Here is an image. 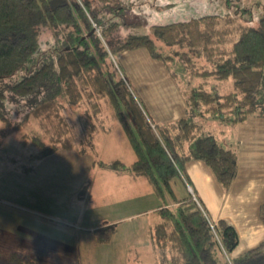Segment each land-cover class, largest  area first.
Segmentation results:
<instances>
[{"label": "trees", "instance_id": "trees-1", "mask_svg": "<svg viewBox=\"0 0 264 264\" xmlns=\"http://www.w3.org/2000/svg\"><path fill=\"white\" fill-rule=\"evenodd\" d=\"M133 1L0 0V121L12 129L26 125L21 138L34 139L35 158L59 148L81 154L82 136L91 143L107 104L135 155L130 165L107 166L145 177L157 197L169 198L152 212L158 221L146 246L153 264H264V241L232 256L239 243L236 228L208 217L188 190L185 173L187 161L200 160L225 192L232 185L237 173L233 130L248 116L264 118V13L246 9L245 0H227L243 1L242 7L153 23L146 34L120 32L141 24L131 12ZM146 1L160 20L173 5ZM129 17L133 21L127 22ZM138 48L161 61L180 87L183 117L158 124L144 108L116 59ZM176 179L186 191L180 197L172 187ZM258 216L264 223V198ZM112 233L113 225L93 230L98 242ZM0 264L46 263L0 248Z\"/></svg>", "mask_w": 264, "mask_h": 264}, {"label": "rangeland", "instance_id": "rangeland-1", "mask_svg": "<svg viewBox=\"0 0 264 264\" xmlns=\"http://www.w3.org/2000/svg\"><path fill=\"white\" fill-rule=\"evenodd\" d=\"M136 1L131 12L141 24L122 27L120 32L146 34L153 23L199 14L234 13L243 2L165 0L173 5L166 7L165 13H170L160 20L146 0L140 5L143 0ZM244 2L246 9L264 13V0ZM129 21L133 20L129 17ZM172 70L183 78L177 65H172ZM100 114L104 118L98 126L100 132L94 133L90 144L86 143L88 137L82 136L81 154L59 148L41 158L34 156L39 149L34 139L21 138L26 125L12 129L0 121V223L11 229L10 236L0 237L2 251L35 256L46 264H153L146 237L158 221L152 213L157 206L150 207L154 205L146 201V196L155 194L144 177L128 179L124 171L101 167V160L131 162L135 155L111 108L103 105ZM210 125L217 131L216 125ZM43 140L51 145L47 137ZM172 187L179 197L186 192L178 179ZM129 195L137 202L131 209L122 210L118 204ZM155 197L160 206L169 202L168 197ZM105 225H113V233L108 241L98 242L89 228Z\"/></svg>", "mask_w": 264, "mask_h": 264}, {"label": "crops", "instance_id": "crops-1", "mask_svg": "<svg viewBox=\"0 0 264 264\" xmlns=\"http://www.w3.org/2000/svg\"><path fill=\"white\" fill-rule=\"evenodd\" d=\"M116 59L155 123L167 124L184 116L186 104L180 87L161 61L151 58L145 48L120 52ZM233 132L237 142V173L228 192L221 188L212 170L200 160L187 161L185 173L187 186L200 199L208 217L214 222L224 219L236 228L239 243L232 253L235 257L264 241V223L258 216L259 205L264 198V118L248 116ZM134 160L132 157L131 162L113 161L127 166ZM111 162L101 160L100 164L104 169H113L107 166ZM124 173L129 175L128 179L137 176L128 171ZM125 197L128 198L121 199L119 208L131 209L137 201L131 195ZM146 198L154 205L150 207L156 205L155 210L160 207L155 195ZM10 232V228L0 223V237L10 236Z\"/></svg>", "mask_w": 264, "mask_h": 264}, {"label": "built area", "instance_id": "built-area-1", "mask_svg": "<svg viewBox=\"0 0 264 264\" xmlns=\"http://www.w3.org/2000/svg\"><path fill=\"white\" fill-rule=\"evenodd\" d=\"M188 189L190 190V192H191V188L190 187H188ZM192 193V192H191ZM215 224V223H214ZM214 224H212V223H210V225H211V227L212 228H214Z\"/></svg>", "mask_w": 264, "mask_h": 264}]
</instances>
